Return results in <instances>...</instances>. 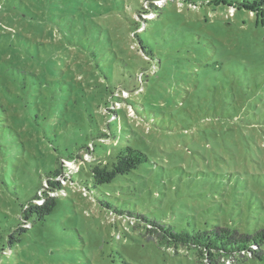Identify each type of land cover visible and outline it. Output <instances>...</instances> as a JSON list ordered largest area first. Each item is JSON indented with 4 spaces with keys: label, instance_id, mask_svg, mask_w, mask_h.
Segmentation results:
<instances>
[{
    "label": "rangeland",
    "instance_id": "374dc122",
    "mask_svg": "<svg viewBox=\"0 0 264 264\" xmlns=\"http://www.w3.org/2000/svg\"><path fill=\"white\" fill-rule=\"evenodd\" d=\"M221 1L0 0V264H264L148 222L264 228V11ZM127 145L147 163L86 182Z\"/></svg>",
    "mask_w": 264,
    "mask_h": 264
},
{
    "label": "trees",
    "instance_id": "16d2710c",
    "mask_svg": "<svg viewBox=\"0 0 264 264\" xmlns=\"http://www.w3.org/2000/svg\"><path fill=\"white\" fill-rule=\"evenodd\" d=\"M218 3L226 4L227 1L223 0ZM237 5L248 8L249 10L252 9V11L255 12L264 11V0H254L251 3H242ZM142 42L146 45L145 49L147 52L154 53L148 46L149 44L147 42L144 40H142ZM112 94L113 92L111 95ZM74 155L75 154L68 152V155L65 158L73 159ZM147 161L148 157L142 150L132 147L131 145H127L121 148L113 156L112 160L107 161L106 163H94L87 167L84 172V177L86 182H91L95 188H99L101 186L106 187L113 184L121 177L129 176L135 171H138L143 164L147 163ZM62 173V168L59 167L49 172L48 176H53V178H55ZM49 183L53 187V190H49V193H45L48 198L47 201L43 202L41 205L29 204V207H25L23 214L29 222H48V217L54 213L56 207L58 206V198L50 196L52 193L50 191H53V193H59L63 188L58 181L49 180ZM34 198L38 200L43 199L37 195ZM33 199L30 203H32ZM148 222H151L153 225L160 228L163 235L170 239L169 243L203 248L202 251H205L208 256H210V260L214 259L216 253L234 254L247 251L252 252L257 260L264 263V228L259 229L255 233L243 232L240 234L233 229L220 228L218 226L212 230L205 229L201 231L200 229H193V231H175L169 225H161L156 221ZM26 231L27 230L25 229H18L13 232V234L7 238V243H21L25 239L23 233ZM254 245H257V250L251 249Z\"/></svg>",
    "mask_w": 264,
    "mask_h": 264
}]
</instances>
